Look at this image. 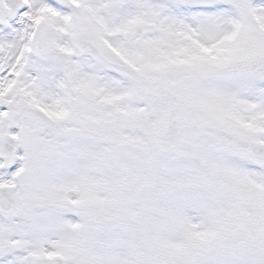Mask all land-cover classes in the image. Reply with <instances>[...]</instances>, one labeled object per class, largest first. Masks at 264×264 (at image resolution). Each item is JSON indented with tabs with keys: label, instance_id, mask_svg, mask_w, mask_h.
Returning <instances> with one entry per match:
<instances>
[{
	"label": "snow or ice",
	"instance_id": "snow-or-ice-1",
	"mask_svg": "<svg viewBox=\"0 0 264 264\" xmlns=\"http://www.w3.org/2000/svg\"><path fill=\"white\" fill-rule=\"evenodd\" d=\"M0 264H264V0H0Z\"/></svg>",
	"mask_w": 264,
	"mask_h": 264
}]
</instances>
